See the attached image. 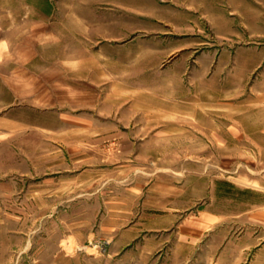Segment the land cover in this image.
Listing matches in <instances>:
<instances>
[{
	"label": "rangeland",
	"instance_id": "1",
	"mask_svg": "<svg viewBox=\"0 0 264 264\" xmlns=\"http://www.w3.org/2000/svg\"><path fill=\"white\" fill-rule=\"evenodd\" d=\"M0 44V264L248 262L264 0H0Z\"/></svg>",
	"mask_w": 264,
	"mask_h": 264
},
{
	"label": "crops",
	"instance_id": "2",
	"mask_svg": "<svg viewBox=\"0 0 264 264\" xmlns=\"http://www.w3.org/2000/svg\"><path fill=\"white\" fill-rule=\"evenodd\" d=\"M177 50H172L171 54L176 53ZM170 54V55H171ZM96 65L95 68L91 70L96 71ZM89 69V70H90ZM72 75L77 78V76L81 75V69L79 71L77 70V63L75 62L72 67ZM91 71L89 73V76H91ZM95 82V81H92ZM77 83V80L75 81ZM77 90V88H76ZM150 108L158 109L160 110V106H157L155 103L152 105L151 103L148 104ZM140 107V106H139ZM140 109H144L143 114H145L147 111L146 105L141 106V108H137L135 113H137V116L141 113ZM150 110V109H149ZM155 115H160V112H153ZM84 122V123H83ZM94 121H87V118L85 121L82 119H76V121L73 124L72 131H68L69 135H66V131L59 130L57 132V135H53L54 137H51L53 139L57 140H65L68 137L74 136V139H77V141H81L83 139L85 140H102L107 138V135L104 133H100L98 131L92 132V124ZM83 123V124H82ZM91 127H89V126ZM69 129V128H67ZM64 133V134H63ZM264 133V125L263 127H260L258 125L257 130V136L261 137V134ZM112 136H110L111 138ZM264 137V136H262ZM77 155H79V151L77 149ZM80 160V159H79ZM77 158V162L79 161ZM70 170V168L68 169ZM74 170V169H73ZM261 173H264V167L261 169ZM81 174H77V177ZM263 179L256 180L253 179L252 181V192L254 194H257L253 197V201L251 202V207L248 206L240 208V202H239V210L235 211V216L239 219H237V224L241 225V228L244 230L242 236H248L249 230H250V242H247L244 244L241 248L243 252L247 254L248 262H244L242 264H264V175L262 176ZM263 190V191H261ZM261 191V192H260ZM7 198V197H6ZM238 237V236H237ZM236 250L239 252V244H236ZM234 264H239V262H235Z\"/></svg>",
	"mask_w": 264,
	"mask_h": 264
},
{
	"label": "bare ground",
	"instance_id": "3",
	"mask_svg": "<svg viewBox=\"0 0 264 264\" xmlns=\"http://www.w3.org/2000/svg\"><path fill=\"white\" fill-rule=\"evenodd\" d=\"M0 45H2V44H0ZM8 47V46H7ZM5 55V54H4ZM4 55H3V57H4ZM7 56V55H6ZM8 57V56H7ZM1 61V60H0ZM3 62V61H2Z\"/></svg>",
	"mask_w": 264,
	"mask_h": 264
}]
</instances>
